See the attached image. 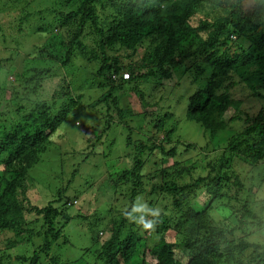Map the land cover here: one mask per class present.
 <instances>
[{
	"label": "trees",
	"instance_id": "obj_1",
	"mask_svg": "<svg viewBox=\"0 0 264 264\" xmlns=\"http://www.w3.org/2000/svg\"><path fill=\"white\" fill-rule=\"evenodd\" d=\"M36 1L0 0V15L18 17L16 40H25L26 34L32 38L45 34L57 40L59 53L51 52L53 46L43 49L51 66L35 69L30 77L27 71L19 75L11 71L6 64L11 57L0 59V83L9 86L0 94V102L12 108L0 120V233L11 232L16 241L36 244L32 255L19 257L17 264H44L66 224L84 218L79 213L72 216L71 197L64 201L61 189L45 207L32 208L40 221L28 222L24 213L31 208L26 211L21 204L30 183L28 171L39 163L62 124L83 108L64 78L50 101L42 99L47 82L61 77L60 70L75 63V58L93 63L88 76L100 90L107 89L100 98L106 104L120 98L114 93L140 88L150 80L169 81L172 71L182 75L194 71L197 88L186 97L185 119L199 125L206 147L218 156L212 164L204 158L207 173L193 178L194 168L181 166L175 159L177 147L194 146L179 140L173 145L174 130L166 129L168 114L137 115L138 123L155 127L148 130L150 139L142 141L133 140L132 127L125 126L130 133L127 146L134 154L126 160L130 170L119 171L117 178L130 183L132 204L143 197L144 215L150 216L157 238L146 248L147 238L141 230L122 239L120 226H113L111 238L88 255L91 261L73 264H264V243L248 241L250 227L262 229L264 222H255L248 207L250 190L234 168L237 159L252 170L264 165V105L260 103L264 99V0H42L47 6L43 9L33 8ZM33 21L26 33L23 24ZM139 49L148 54L140 58ZM122 73H128L129 79L124 81ZM235 87L243 88V97L257 101L259 108L254 112L245 109L243 100L231 92ZM136 93L143 102L141 88ZM172 96L173 91L165 103ZM116 112L119 123L127 118L133 121L128 111ZM104 120L108 127L113 125L112 119ZM235 123L242 124L241 130H232ZM156 130L161 135L157 140L152 136ZM83 141L91 148L94 145L89 137L83 136ZM193 199L202 201L200 210L189 207ZM224 200L240 203L238 224L215 222L212 211L217 207L213 205ZM154 206L162 207L158 216L153 214ZM94 227V223L88 225L90 236L99 232ZM51 259V264H58Z\"/></svg>",
	"mask_w": 264,
	"mask_h": 264
},
{
	"label": "rangeland",
	"instance_id": "obj_2",
	"mask_svg": "<svg viewBox=\"0 0 264 264\" xmlns=\"http://www.w3.org/2000/svg\"><path fill=\"white\" fill-rule=\"evenodd\" d=\"M41 3L42 0H37L35 5L33 4V8L43 9L47 7ZM38 4L40 6H37ZM33 23L36 22L23 24L22 28L25 29L26 33L30 29L27 25ZM17 24L18 17L14 14L6 17L0 15V59L4 60L11 57L10 62L6 63L11 65V71L16 70L17 75L27 71L28 77H30L35 69L51 66L43 56L42 50L48 46H53L51 52L58 55L57 40L45 34L32 38L26 33L25 40H16L18 35L15 37L14 33L17 34ZM54 34L57 35V33ZM2 35L5 37L4 41H2ZM34 45L39 46L34 48ZM139 52L140 58L148 54V50L139 49ZM75 59H77L75 63L71 62L66 68L60 70L61 77L47 82L46 87L43 88L44 95L42 99L50 101L53 94L58 90L59 83L64 78L70 84L74 99L83 108L80 107L67 123L62 124L61 132L53 138V142L40 157L39 163L28 171L30 183L29 186L26 185V194L21 196V204L25 210L31 208L30 213H24L28 222L36 219L40 221L32 208L45 207L48 202L55 200L56 192L60 189L65 191L64 201H66L67 196L71 197L68 203L74 205L71 208L72 216L76 213L84 215V218L73 219L66 224V227L54 240L53 251L44 257V264H51V258L58 264H73L80 260L91 261L92 259L88 255L95 253L97 249H100L103 242L111 238L114 234L113 226H120L122 239L136 230H141L147 238L146 248L154 243L157 238L154 236V228L142 227L143 222H150V216L144 215L143 204L145 200L143 197L136 198L132 204L129 200L130 183L117 178L119 171L130 170V164L126 160L127 157L131 158L134 154V151L127 146L130 133H128L125 126L132 127L133 140L141 139L142 141L150 139L148 130L155 127V124L145 126L146 122L138 123L141 118H137V115L145 113L146 116L150 117L151 113L154 115L168 114L166 129L170 130L172 128L174 130L173 145L175 141L179 140L194 146V148L183 149L177 147V158L175 159L180 162L181 166L194 168L190 172L193 178L205 176L207 173L204 168L205 161L207 164H212L218 156L215 153L216 151L214 152L212 148L206 147L199 125L194 121L185 119V108L188 102L186 97L191 95L197 88V85L193 82V77L196 75L194 71L183 75L180 72L172 71L169 81L158 80L154 82V80H150L149 84L141 85L140 88L144 94L143 102L139 101L136 93L140 91V88L135 87L125 93H120V95H118L119 93L112 94L114 97L118 96L120 98H117L116 102L106 104L103 103L105 99L100 102V98H104L102 94H106L107 89L100 90L97 83H95L96 81H92L88 76L89 71H93V63L88 64L86 60ZM3 78L1 76V79ZM7 87L0 83V94L4 93ZM171 91H173L172 100L165 103V98L169 96ZM231 92L235 98L243 100L245 109L254 112L259 108L260 105L257 101L248 102L249 99L243 97L245 94L243 88L235 87ZM79 96H81V99H79ZM160 97H163L164 100H160ZM179 100L180 102H178ZM90 102L94 104V107L88 108ZM260 103L264 105V99ZM10 109L12 108L10 107ZM9 110L5 107V102L1 101V123L6 118L5 113ZM116 110L128 111L133 121L129 123L127 118L123 122L120 120L119 123ZM106 118L112 119L113 125L109 127L105 125L104 119ZM233 128L234 131L241 130L242 124L235 123ZM102 131L104 132L102 133ZM83 136L93 139L94 145L92 148L83 141ZM152 136L155 137V140L161 138V135L157 134V130ZM98 137H101L100 141H98ZM75 151L79 155H76ZM92 151L94 153L90 154ZM86 158L88 160L85 161ZM250 167L240 159L234 162L237 176L245 187L250 190L247 198L248 207L257 218L255 222L258 220L264 222V165L256 170H252ZM126 179H130L129 174L126 175ZM186 179L189 178L186 177ZM110 205H113L112 209H114L112 214H108V211L111 210ZM188 205L200 210V206L203 204L201 200L193 199L190 200ZM224 205L228 206L232 217L228 216L230 212ZM213 206L218 208L212 211L216 223L231 226L233 223L238 224V216L242 212L240 203L224 200ZM158 208L155 206L153 208L155 216H158L159 212L162 211V207ZM164 213H166L165 210ZM123 218L125 219L124 224H122ZM245 221L249 222L251 220L245 219ZM90 223L95 224V233L99 231L96 236L89 235L88 225ZM103 224L105 225L104 228ZM250 231L252 235L249 236L248 241L264 243V226L262 229H257L255 226L250 227ZM169 235L174 236V233L170 232ZM35 241L39 243L40 239L36 240L35 238ZM12 243H17V245L10 246ZM33 248H36V244L32 247L28 242L23 244L19 238L16 241L11 232L0 233V264H17L19 257H30ZM86 252L87 254L84 256Z\"/></svg>",
	"mask_w": 264,
	"mask_h": 264
},
{
	"label": "built area",
	"instance_id": "obj_3",
	"mask_svg": "<svg viewBox=\"0 0 264 264\" xmlns=\"http://www.w3.org/2000/svg\"><path fill=\"white\" fill-rule=\"evenodd\" d=\"M113 78L115 79V76H113ZM122 78H123V80H128L129 79V74L128 73H123L122 74Z\"/></svg>",
	"mask_w": 264,
	"mask_h": 264
},
{
	"label": "clouds",
	"instance_id": "obj_4",
	"mask_svg": "<svg viewBox=\"0 0 264 264\" xmlns=\"http://www.w3.org/2000/svg\"><path fill=\"white\" fill-rule=\"evenodd\" d=\"M123 74V73H122ZM112 79H114V78H112ZM116 79V78H115ZM114 79V80H115ZM123 79V78H122ZM125 81V80H124ZM145 227H147V228H151L152 227V223L151 222H148V223H145V225H144Z\"/></svg>",
	"mask_w": 264,
	"mask_h": 264
}]
</instances>
